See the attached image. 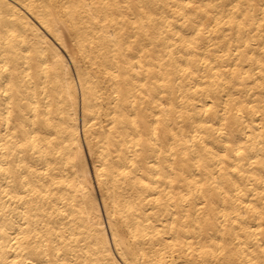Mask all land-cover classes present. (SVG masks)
<instances>
[{
  "label": "snow or ice",
  "instance_id": "1",
  "mask_svg": "<svg viewBox=\"0 0 264 264\" xmlns=\"http://www.w3.org/2000/svg\"><path fill=\"white\" fill-rule=\"evenodd\" d=\"M0 264H264V0H0Z\"/></svg>",
  "mask_w": 264,
  "mask_h": 264
}]
</instances>
